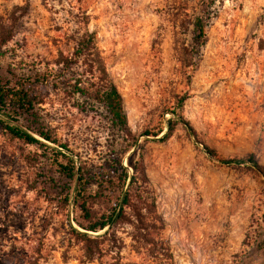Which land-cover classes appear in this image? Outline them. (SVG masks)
<instances>
[{
	"label": "rangeland",
	"instance_id": "1",
	"mask_svg": "<svg viewBox=\"0 0 264 264\" xmlns=\"http://www.w3.org/2000/svg\"><path fill=\"white\" fill-rule=\"evenodd\" d=\"M198 18L207 42L192 60ZM79 22L123 97L162 220L141 237L132 224L121 229V263L264 264V0H0V67L61 73L55 60L73 52ZM29 88L62 143L101 161L113 142L103 109L62 88ZM250 157L257 165L220 162ZM48 158L0 126V264L14 248L40 249L39 264H108L110 255L85 262L61 193L74 186ZM105 188L81 193L91 210L115 204Z\"/></svg>",
	"mask_w": 264,
	"mask_h": 264
},
{
	"label": "trees",
	"instance_id": "2",
	"mask_svg": "<svg viewBox=\"0 0 264 264\" xmlns=\"http://www.w3.org/2000/svg\"><path fill=\"white\" fill-rule=\"evenodd\" d=\"M79 23L73 52L70 56L60 54L55 60L56 65L61 67V73L23 78L8 68L0 67V126L14 139L44 149L52 156L48 159L56 163L61 173L74 186L65 187L67 191L61 190V193L65 194L64 207L73 206L75 221L83 230H75L74 233L84 243L85 262L92 263L110 255L111 261L108 264H122L124 238L120 235L121 229L132 224L141 237L144 235L142 231L145 233L149 226L162 220L157 216L156 198L147 175L144 156L141 149L137 151V140L128 125L123 97L107 71L95 33L86 27L88 22ZM194 25L195 51L191 56L192 60L194 57L200 58L201 49L207 42L208 22L198 18ZM42 84L54 89L62 88L66 93L84 98L92 104L90 110L97 115L103 109L104 121L108 122L105 129L109 130L113 142L105 155L99 156L101 161L84 160L81 155L74 154L69 144L62 143L53 129L39 117L38 102L30 93L29 87ZM182 105L183 101H180L177 108L180 109ZM171 113L186 125L181 115L174 111ZM168 125L171 127V121ZM145 135L158 134L146 131ZM131 150L133 152L128 156L125 166L123 157ZM205 150L210 156L217 157L214 150L207 147ZM220 162L226 165H257L252 157L221 159ZM53 183L51 180L49 185ZM87 186L113 189V195L118 193L115 204L106 198L103 200L102 211L91 210L88 206L89 198L81 196ZM59 210L63 212V206ZM40 252V249L35 248L28 255L26 249L14 248L7 253L3 264L20 261L23 264H39Z\"/></svg>",
	"mask_w": 264,
	"mask_h": 264
}]
</instances>
